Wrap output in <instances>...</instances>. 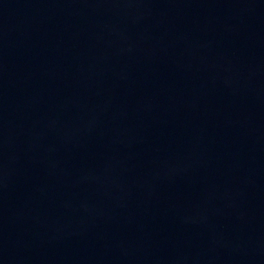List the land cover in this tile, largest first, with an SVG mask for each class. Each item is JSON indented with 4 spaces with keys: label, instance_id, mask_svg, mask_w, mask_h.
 Returning <instances> with one entry per match:
<instances>
[{
    "label": "water",
    "instance_id": "water-1",
    "mask_svg": "<svg viewBox=\"0 0 264 264\" xmlns=\"http://www.w3.org/2000/svg\"><path fill=\"white\" fill-rule=\"evenodd\" d=\"M0 264H264V0H0Z\"/></svg>",
    "mask_w": 264,
    "mask_h": 264
}]
</instances>
